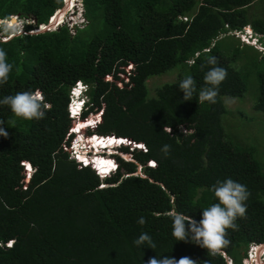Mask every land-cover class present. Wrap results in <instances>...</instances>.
Instances as JSON below:
<instances>
[{"label": "trees", "instance_id": "16d2710c", "mask_svg": "<svg viewBox=\"0 0 264 264\" xmlns=\"http://www.w3.org/2000/svg\"><path fill=\"white\" fill-rule=\"evenodd\" d=\"M253 1L82 0L87 25L75 26L71 34L66 24L32 32L48 23L64 0H0V19L35 20L7 40L0 36V48L13 65L0 85V99L40 91L51 105L40 120H24L0 105V126L8 132L0 136V264H146L162 255L196 264H228V257L243 264L249 245L264 242V166L250 149L225 139L222 96H243L247 85L240 62L235 68L227 56L240 54V43L221 48L218 36L250 24L264 37V16L248 11ZM253 49L264 60V53ZM209 56L217 57L228 75L216 103H199ZM172 69L177 78L157 85L150 96L147 80ZM187 75L196 81L192 100H184L178 88ZM79 79L89 86V110L103 106L95 132L146 147L122 146L130 159L117 157V172L104 182L68 153L69 88ZM258 80L253 107L264 117V72ZM166 144L167 156L161 151ZM24 160L34 167L30 177ZM97 164L102 168L105 161ZM228 177L250 192L246 216L235 221L238 229H227L230 243L212 255L175 240L169 211L199 221L202 209L218 202L211 185ZM141 216L143 226L136 222ZM141 232L152 237L155 249L133 245Z\"/></svg>", "mask_w": 264, "mask_h": 264}, {"label": "clouds", "instance_id": "9594fccd", "mask_svg": "<svg viewBox=\"0 0 264 264\" xmlns=\"http://www.w3.org/2000/svg\"><path fill=\"white\" fill-rule=\"evenodd\" d=\"M68 1L69 3L71 2V0H64V5L56 10H62L63 14V10L65 9L64 16L60 15V12H58L55 16V12L50 16L48 23L38 25V27L32 32L39 30L40 28L44 27L45 25H49L52 22L55 25V27L53 25V29H56L61 26V24L63 25L66 23L69 29L73 28L74 26L79 27V25L83 24L86 19L84 18L85 16L82 17V15H84V10H80L79 20L74 21L73 17L79 10L73 11L72 8H70L75 7L74 3L72 6L68 7ZM81 12H83V14H81ZM13 18H16L17 20L22 19V17H19V15H11L9 18L0 19V24L4 23L2 22L3 20L10 22V19ZM58 18H62V21H59V24H56L55 20ZM27 21H29L27 23H35L33 18H29ZM68 22L72 24L69 25ZM3 26L4 28L0 32V36H2L3 40H7L10 38V36L17 34H11V32H7V25L3 24ZM11 27L12 24H10V28ZM14 27L15 26H13V28ZM225 27L227 28L228 25L226 24ZM21 30L22 31L18 33L24 32L23 26ZM17 31H19L18 28ZM5 33L7 34L3 35ZM70 33L74 34L71 31ZM227 34L234 36L240 44L249 45L264 53V45L262 43L264 39L261 40L264 37H262L260 33L253 30L250 24H247L240 29L231 30ZM212 45L210 46L212 47ZM188 62L191 63L192 61ZM205 64L210 67H208V70L204 72L203 80L205 86L200 88L197 98L199 103H216V98L219 94V86L228 75L227 69L219 66L218 58L215 56L207 57ZM12 68L13 65L8 62L6 51L3 48H0V85L7 83L9 73L12 71ZM19 71L20 68H17V72ZM178 88L180 91H182L184 100H192L194 94L197 93L196 81L192 75H187L181 79L179 81ZM0 105L7 106L14 116L24 120L43 119L45 117L46 110H50L51 108L50 104L45 103V97L40 91H23L6 95L0 99ZM89 108V86L83 80H76L69 88V101L67 104L68 116L73 120L71 127L67 129V135L68 137H71L68 145V153L69 156L79 164V166L90 167L99 177V179L104 182V179L117 172L119 167V161L117 160V157H120L123 160L130 159L131 155L120 149L122 146H127L129 150H133L135 148H140V150L144 149L140 147V143H135L127 138H113L116 136L110 134L111 136L108 137V135H100L96 133L95 131L102 121L101 116L103 113V106L100 105V108L93 107L90 110ZM11 123L14 125L15 120L11 121ZM0 125H3V121H0ZM79 125L82 126L78 128ZM0 136H8V132L2 126H0ZM93 137H99L103 139L113 138L115 143H113L112 146L97 147L92 142ZM170 150L171 146L167 144L163 145L161 149L165 156L170 153ZM96 158H101L110 163V167L106 172H101L96 167ZM150 161L153 163H150ZM150 161L148 162L149 165L154 166L155 162L152 160ZM20 163L23 166V170L26 171V175L30 177L34 172V167L27 160L21 161ZM103 186H105V183L100 185V187ZM209 190L213 193L215 199L218 202L203 208L201 212V219L199 221H196L184 213L176 211L175 209L169 211L168 217L172 222V236L175 238V240L195 243L200 247L205 248L210 254L215 255L223 247H226L230 243V241L226 238L227 229L237 230L238 225L235 221L237 218H243L246 216V201L250 196V192L246 185L241 184L230 177L225 178L224 180L215 181ZM136 222L143 226L146 223V219L141 216ZM132 243L136 247L147 246L152 249H155L156 247L152 237L146 232H141L138 237L133 239ZM251 244L257 245V248L262 245L264 246V242ZM6 245L11 246L12 241H9L6 243ZM248 251L249 247L246 250V255L242 259L243 264H247L245 261L249 256ZM227 261L228 264H233L232 260L228 257ZM263 261L264 248L261 253H259V249H256L255 260L251 261L250 264H261ZM146 264H196V261H193L188 257H181L179 260H177L174 257L162 255L160 257H150Z\"/></svg>", "mask_w": 264, "mask_h": 264}, {"label": "rangeland", "instance_id": "374dc122", "mask_svg": "<svg viewBox=\"0 0 264 264\" xmlns=\"http://www.w3.org/2000/svg\"><path fill=\"white\" fill-rule=\"evenodd\" d=\"M73 3L75 7H70L71 5H73ZM81 3L82 0H71V5L68 4V7L72 8L73 11L79 10L73 17L74 21L79 20L80 10H83ZM248 11L249 14H254L255 17L263 16L264 0H254L252 5L248 7ZM64 12L65 9L63 10V16ZM81 14H83V12H81ZM82 17H84V15H82ZM55 21L54 22L56 24H59V21L61 22L62 18H60V20L58 18ZM5 22L3 24L7 25V32H11V34H13L20 32L22 26H24L23 24L29 21L25 20L24 18H22L21 20H17L15 18L14 21L10 19V22ZM3 24H0V26H2ZM10 24H12L11 28ZM68 24L71 25L72 23L68 22ZM86 25L87 20L85 19V22L79 25V28H82ZM13 26L15 27L13 28ZM17 28L19 29V31H17ZM75 28V26L73 28H70V31L74 33ZM218 38H221L219 41L221 43V48H223V44L233 43L234 45L238 43V40L235 37L231 38L229 34H222ZM240 46L243 49L240 54L232 56V53L229 52L227 53V56L229 58L233 57V59H231V65L235 68L237 67L236 62H240L239 66L241 68V72L245 75L247 89L243 96H222L224 105L226 106V111L222 113L220 122L225 132V139L231 141L234 145L240 148L250 149L253 152V155L255 156L257 162L261 166H264V117L260 111L255 110L253 107L255 97L258 93V73L264 72V60H261L258 54L255 55L256 51H254L253 47L243 44H240ZM176 69H172L170 71L154 75L149 78L147 80L148 94L150 96L154 95V88L157 85H161L165 82L176 79L178 73V70L176 71ZM139 169L140 167H138V171ZM263 248L264 246L262 245L260 253L262 252Z\"/></svg>", "mask_w": 264, "mask_h": 264}, {"label": "bare ground", "instance_id": "6f19581e", "mask_svg": "<svg viewBox=\"0 0 264 264\" xmlns=\"http://www.w3.org/2000/svg\"><path fill=\"white\" fill-rule=\"evenodd\" d=\"M68 4L69 5H71V2L69 3V1H68ZM72 6V5H71ZM60 15H62V10L60 11ZM15 20V18H13L12 19V21H14ZM108 137H110L109 135H108ZM113 138H115V137H113ZM113 138H105V139H103V138H99V137H93L92 138V142L94 143V145L95 146H97V147H103V146H112L113 145V143H115V140L113 139ZM120 141V140H119ZM101 158H96L95 159V162H96V167L101 171V172H106L107 171V169L110 167V163L108 162V161H106V160H104L105 161V164H104V166L102 167V168H99L98 166V164H97V161L98 160H100ZM262 248V246H259L257 249H259V253H260V249Z\"/></svg>", "mask_w": 264, "mask_h": 264}, {"label": "built area", "instance_id": "2783aa9c", "mask_svg": "<svg viewBox=\"0 0 264 264\" xmlns=\"http://www.w3.org/2000/svg\"><path fill=\"white\" fill-rule=\"evenodd\" d=\"M56 12V14H55V16L57 15V13L58 12H60V10H58V11H55ZM60 20V19H59ZM22 30H20V32H21ZM249 32H251L250 30H248ZM254 43H256V42H254ZM259 48H261V47H259ZM150 163H153V162H151L150 161ZM256 249H257V245H255V244H250V246H249V251H248V258H247V260L245 261L247 264H250L251 263V261H254L255 260V257H256ZM261 264H264V261L261 263Z\"/></svg>", "mask_w": 264, "mask_h": 264}, {"label": "water", "instance_id": "95a60500", "mask_svg": "<svg viewBox=\"0 0 264 264\" xmlns=\"http://www.w3.org/2000/svg\"><path fill=\"white\" fill-rule=\"evenodd\" d=\"M3 22H5V20H3ZM53 25H54V23L52 22L49 25H45L44 27H42L39 30H36L34 32H41V31H44V30H51ZM140 147L143 148L144 150H146V147L141 142H140Z\"/></svg>", "mask_w": 264, "mask_h": 264}]
</instances>
